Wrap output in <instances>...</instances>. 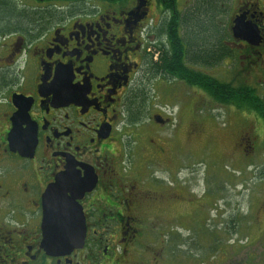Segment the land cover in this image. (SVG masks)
Returning <instances> with one entry per match:
<instances>
[{
    "label": "flooded vegetation",
    "instance_id": "flooded-vegetation-1",
    "mask_svg": "<svg viewBox=\"0 0 264 264\" xmlns=\"http://www.w3.org/2000/svg\"><path fill=\"white\" fill-rule=\"evenodd\" d=\"M11 2L34 18L0 24V264H144L142 236L167 211L196 199L178 177L177 155L186 118L188 138L203 132L194 110L182 113L199 105L185 95L170 117L165 102L184 94L172 84L187 85L191 101L204 94L214 102L181 79L182 65L192 80L217 79L212 72L226 74L239 55L264 66V0ZM237 23L249 32L237 34L244 39ZM173 34L180 41L175 59ZM220 106L251 118L235 146L254 154L264 120ZM60 181L66 205L75 199L82 210L85 240L50 256L41 247L43 197Z\"/></svg>",
    "mask_w": 264,
    "mask_h": 264
},
{
    "label": "rangeland",
    "instance_id": "rangeland-1",
    "mask_svg": "<svg viewBox=\"0 0 264 264\" xmlns=\"http://www.w3.org/2000/svg\"><path fill=\"white\" fill-rule=\"evenodd\" d=\"M239 57L237 63L226 67V74L215 69V78L261 93L264 66L246 64ZM172 87L178 95L179 91L184 94L165 102L170 117L176 116L185 95L188 104L199 105H189L182 113L190 115L194 110L192 115L201 121L199 129L202 127L203 132L188 138L190 118H186L177 155L179 170H183L178 177L196 199L182 203L177 213L167 211L160 226H150V233L141 238L147 254L144 264L148 260L150 264H264V134L253 140L254 154L241 155L235 145L240 133L251 127V118L244 119L237 110L226 109L204 94L191 101L187 85L174 82ZM176 125L177 120L166 135ZM158 176L170 181L168 174ZM152 212V217L159 215ZM156 258L162 261H154Z\"/></svg>",
    "mask_w": 264,
    "mask_h": 264
},
{
    "label": "water",
    "instance_id": "water-1",
    "mask_svg": "<svg viewBox=\"0 0 264 264\" xmlns=\"http://www.w3.org/2000/svg\"><path fill=\"white\" fill-rule=\"evenodd\" d=\"M237 34L249 33L237 26L234 30ZM237 36L238 38H243ZM257 45V44H255ZM157 123H162L160 118ZM17 146L12 144V148ZM63 181L48 188L43 197L44 218H43V241L42 249L50 256L63 255L75 249H80L85 240V221L82 210L75 202V199L69 201L66 199L65 191L62 189ZM85 191L80 192L83 194Z\"/></svg>",
    "mask_w": 264,
    "mask_h": 264
},
{
    "label": "trees",
    "instance_id": "trees-1",
    "mask_svg": "<svg viewBox=\"0 0 264 264\" xmlns=\"http://www.w3.org/2000/svg\"><path fill=\"white\" fill-rule=\"evenodd\" d=\"M37 1L41 2L42 0ZM53 1L57 3L75 4L81 3L85 0ZM11 3H13L11 0H0V24L15 25L18 23L20 24L22 20L31 21L34 18L33 15H21L17 13ZM171 37L174 44L173 58L175 59L180 41L177 39L176 34H173ZM174 59L171 60V62L174 63ZM181 79L185 80L189 85L197 84L200 88H203V90H205L218 105H230L241 111H253L264 120V100L259 95L257 89L253 87L244 84L235 86L233 83L222 82L218 79L209 78L201 74H199L197 80H192L190 70L184 65L181 66Z\"/></svg>",
    "mask_w": 264,
    "mask_h": 264
}]
</instances>
